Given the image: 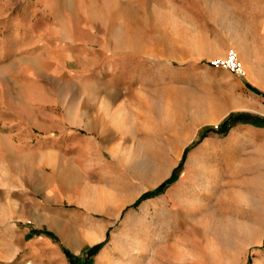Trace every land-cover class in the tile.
Instances as JSON below:
<instances>
[{"label": "rangeland", "instance_id": "374dc122", "mask_svg": "<svg viewBox=\"0 0 264 264\" xmlns=\"http://www.w3.org/2000/svg\"><path fill=\"white\" fill-rule=\"evenodd\" d=\"M0 264H264V0H0Z\"/></svg>", "mask_w": 264, "mask_h": 264}, {"label": "bare ground", "instance_id": "6f19581e", "mask_svg": "<svg viewBox=\"0 0 264 264\" xmlns=\"http://www.w3.org/2000/svg\"><path fill=\"white\" fill-rule=\"evenodd\" d=\"M119 200H115V198H112L111 196H106V197H102L100 198L99 202H98V209L96 210L97 213L102 214V215H108V208L110 206H114V210L116 212H118L120 209H122L124 207V205H126V203L130 202L125 201V202H118ZM91 230H93V233L91 232L89 234V236H91V238L89 239V241H97L100 238V231H97V229H95V225H91ZM89 230V229H88ZM68 235V234H67ZM66 237V236H65ZM93 238V239H92Z\"/></svg>", "mask_w": 264, "mask_h": 264}, {"label": "built area", "instance_id": "2783aa9c", "mask_svg": "<svg viewBox=\"0 0 264 264\" xmlns=\"http://www.w3.org/2000/svg\"><path fill=\"white\" fill-rule=\"evenodd\" d=\"M222 67L235 76H240L243 73L237 54L234 51L228 52L226 59L222 62Z\"/></svg>", "mask_w": 264, "mask_h": 264}, {"label": "trees", "instance_id": "16d2710c", "mask_svg": "<svg viewBox=\"0 0 264 264\" xmlns=\"http://www.w3.org/2000/svg\"><path fill=\"white\" fill-rule=\"evenodd\" d=\"M231 125H232L231 122L224 123V125L221 126V128H219V130L217 131V133L224 134V135L227 134V132H228V130H229V128H230ZM175 174H176V172H174L173 175H175Z\"/></svg>", "mask_w": 264, "mask_h": 264}, {"label": "crops", "instance_id": "0c3cea01", "mask_svg": "<svg viewBox=\"0 0 264 264\" xmlns=\"http://www.w3.org/2000/svg\"><path fill=\"white\" fill-rule=\"evenodd\" d=\"M8 137L11 138V137H13V136H11V134H10V136H8ZM207 187H208V189H209V188H210V189H214V187H212V185H211L210 183L207 184ZM213 194H214V193H213Z\"/></svg>", "mask_w": 264, "mask_h": 264}]
</instances>
